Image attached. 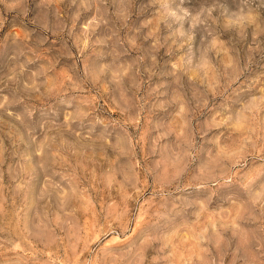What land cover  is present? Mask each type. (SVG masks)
<instances>
[{"label": "rangeland", "instance_id": "rangeland-1", "mask_svg": "<svg viewBox=\"0 0 264 264\" xmlns=\"http://www.w3.org/2000/svg\"><path fill=\"white\" fill-rule=\"evenodd\" d=\"M0 264H264V0H0Z\"/></svg>", "mask_w": 264, "mask_h": 264}]
</instances>
